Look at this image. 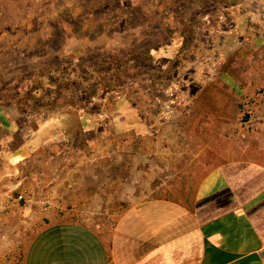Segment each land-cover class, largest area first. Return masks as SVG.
I'll use <instances>...</instances> for the list:
<instances>
[{
  "label": "crops",
  "instance_id": "1",
  "mask_svg": "<svg viewBox=\"0 0 264 264\" xmlns=\"http://www.w3.org/2000/svg\"><path fill=\"white\" fill-rule=\"evenodd\" d=\"M246 27L213 68L188 73L189 100L164 109L0 103V194L55 199L28 235L12 216L0 223L22 264H264V120L229 134L264 88V32Z\"/></svg>",
  "mask_w": 264,
  "mask_h": 264
},
{
  "label": "rangeland",
  "instance_id": "2",
  "mask_svg": "<svg viewBox=\"0 0 264 264\" xmlns=\"http://www.w3.org/2000/svg\"><path fill=\"white\" fill-rule=\"evenodd\" d=\"M247 20L259 26L257 41L264 0H0V103L26 105L35 90L45 106L188 101V73L213 68L246 35ZM72 71L86 83L71 81ZM241 130L251 131L240 115L229 134Z\"/></svg>",
  "mask_w": 264,
  "mask_h": 264
},
{
  "label": "built area",
  "instance_id": "3",
  "mask_svg": "<svg viewBox=\"0 0 264 264\" xmlns=\"http://www.w3.org/2000/svg\"><path fill=\"white\" fill-rule=\"evenodd\" d=\"M264 101V88L259 91L256 99L245 97L241 102V124L255 130L264 120L261 102ZM54 193L39 195L29 188H23L16 194L2 196L0 194V223L12 216L23 225V232L28 235L30 229L36 224L38 217H43L55 206ZM24 212L27 213L24 216ZM1 241L7 243L2 255L3 264H22L25 258L22 244L9 234H1Z\"/></svg>",
  "mask_w": 264,
  "mask_h": 264
},
{
  "label": "trees",
  "instance_id": "4",
  "mask_svg": "<svg viewBox=\"0 0 264 264\" xmlns=\"http://www.w3.org/2000/svg\"><path fill=\"white\" fill-rule=\"evenodd\" d=\"M87 73H90L91 74V76L88 78V82H87V85H95V84H93L92 82H93V80L91 81V79H92V77L94 76L93 75V73L92 72H89V69H88V71H87ZM71 74L72 75H70V73H65V75L66 76H70L71 78H70V80L71 81H73L75 84H77V82H81L82 84H84V83H86L85 81H81V77H80V75L78 76L77 75V73L74 71V73H73V71L71 72ZM82 76V75H81ZM73 83V84H74ZM89 83H92V84H89ZM47 84L48 85H46L45 86V88H44V91H47V90H50L51 89V85L52 84H50V81H47ZM29 87L31 88L32 87V85H29ZM98 88H99V86H95L93 89H91L90 87H89V90H92V91H89V93L87 94V97L88 96H94V95H96L97 94V92H98ZM33 101H30V100H27V102H26V104H30V105H36V106H43L44 104H42V103H40V102H38L37 101V98L39 99V96H40V94H39V90H35V92L33 93ZM38 96V97H37ZM81 100H83V101H86L87 102V98L85 97V98H83V99H81Z\"/></svg>",
  "mask_w": 264,
  "mask_h": 264
}]
</instances>
